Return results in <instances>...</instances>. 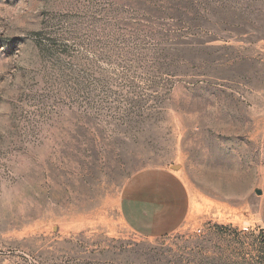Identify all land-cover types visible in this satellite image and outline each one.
I'll list each match as a JSON object with an SVG mask.
<instances>
[{
	"label": "rangeland",
	"instance_id": "rangeland-1",
	"mask_svg": "<svg viewBox=\"0 0 264 264\" xmlns=\"http://www.w3.org/2000/svg\"><path fill=\"white\" fill-rule=\"evenodd\" d=\"M156 170L188 215L143 237ZM263 229L264 0H0V264H264Z\"/></svg>",
	"mask_w": 264,
	"mask_h": 264
},
{
	"label": "crops",
	"instance_id": "crops-1",
	"mask_svg": "<svg viewBox=\"0 0 264 264\" xmlns=\"http://www.w3.org/2000/svg\"><path fill=\"white\" fill-rule=\"evenodd\" d=\"M189 196L175 172L146 171L132 178L120 196V215L128 228L143 237L178 230L188 215Z\"/></svg>",
	"mask_w": 264,
	"mask_h": 264
},
{
	"label": "water",
	"instance_id": "water-1",
	"mask_svg": "<svg viewBox=\"0 0 264 264\" xmlns=\"http://www.w3.org/2000/svg\"><path fill=\"white\" fill-rule=\"evenodd\" d=\"M173 169H176V168L173 167ZM256 194H257V195H260V194H261V191H260V190H256Z\"/></svg>",
	"mask_w": 264,
	"mask_h": 264
},
{
	"label": "built area",
	"instance_id": "built-area-1",
	"mask_svg": "<svg viewBox=\"0 0 264 264\" xmlns=\"http://www.w3.org/2000/svg\"><path fill=\"white\" fill-rule=\"evenodd\" d=\"M262 232H263V236H264V229H263V231H262Z\"/></svg>",
	"mask_w": 264,
	"mask_h": 264
}]
</instances>
